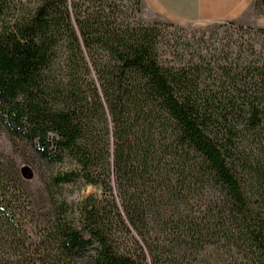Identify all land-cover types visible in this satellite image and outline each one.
<instances>
[{
	"label": "trees",
	"instance_id": "trees-1",
	"mask_svg": "<svg viewBox=\"0 0 264 264\" xmlns=\"http://www.w3.org/2000/svg\"><path fill=\"white\" fill-rule=\"evenodd\" d=\"M160 25L0 0V128L46 168L36 197L0 163V264H264V28L210 51Z\"/></svg>",
	"mask_w": 264,
	"mask_h": 264
},
{
	"label": "rangeland",
	"instance_id": "rangeland-1",
	"mask_svg": "<svg viewBox=\"0 0 264 264\" xmlns=\"http://www.w3.org/2000/svg\"><path fill=\"white\" fill-rule=\"evenodd\" d=\"M117 5L128 8L132 16L138 17L143 23L153 24L159 23L162 34L165 38L171 39V46L176 43L187 46L186 48L193 49L194 45H202V48H209L212 51V45L219 41L243 40L248 39L249 34L240 31L239 26L258 27L242 21H226L214 22L208 24H181L162 19L160 16L152 14L149 10L141 5L137 8L134 0H110ZM256 16H262L264 20V0H257ZM230 22H234L231 24ZM190 45V46H189ZM200 48V47H199ZM167 51H172V48H166ZM0 163L8 168L19 172L20 178L26 183L27 188L33 196L39 197L42 190L41 179L45 174V165L38 159L35 154V149L24 142L13 143L8 138L6 132L0 128ZM75 198L79 199L82 196L97 193L98 190L92 186H78L74 190ZM32 233L35 235L33 229ZM35 237V236H34Z\"/></svg>",
	"mask_w": 264,
	"mask_h": 264
},
{
	"label": "crops",
	"instance_id": "crops-1",
	"mask_svg": "<svg viewBox=\"0 0 264 264\" xmlns=\"http://www.w3.org/2000/svg\"><path fill=\"white\" fill-rule=\"evenodd\" d=\"M142 6L162 19L181 24H208L242 20L264 28L256 16L257 0H141Z\"/></svg>",
	"mask_w": 264,
	"mask_h": 264
}]
</instances>
